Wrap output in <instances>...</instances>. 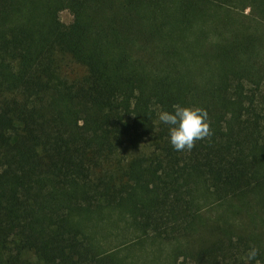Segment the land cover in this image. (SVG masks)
Instances as JSON below:
<instances>
[{
	"label": "trees",
	"instance_id": "trees-1",
	"mask_svg": "<svg viewBox=\"0 0 264 264\" xmlns=\"http://www.w3.org/2000/svg\"><path fill=\"white\" fill-rule=\"evenodd\" d=\"M173 104L207 111L190 150ZM250 247L264 264V0H0V264Z\"/></svg>",
	"mask_w": 264,
	"mask_h": 264
},
{
	"label": "clouds",
	"instance_id": "clouds-1",
	"mask_svg": "<svg viewBox=\"0 0 264 264\" xmlns=\"http://www.w3.org/2000/svg\"><path fill=\"white\" fill-rule=\"evenodd\" d=\"M159 123L167 126L169 144L175 151L190 150L196 141L210 135L207 111L198 106L173 104L171 110H161L157 114ZM258 249L250 247L246 261L257 260Z\"/></svg>",
	"mask_w": 264,
	"mask_h": 264
},
{
	"label": "rangeland",
	"instance_id": "rangeland-1",
	"mask_svg": "<svg viewBox=\"0 0 264 264\" xmlns=\"http://www.w3.org/2000/svg\"><path fill=\"white\" fill-rule=\"evenodd\" d=\"M247 3H249V2H247ZM250 4H251V3H249V5H250ZM242 5H244V4L242 3V4L238 5V8H241ZM251 6H252V5L244 7V11H245L246 13H247V12H251V11L253 10ZM60 18H61V21H62L63 23H65V24H69V23H71L72 20H73V15H72V13H71L68 9H64V10H62V11L60 12Z\"/></svg>",
	"mask_w": 264,
	"mask_h": 264
}]
</instances>
